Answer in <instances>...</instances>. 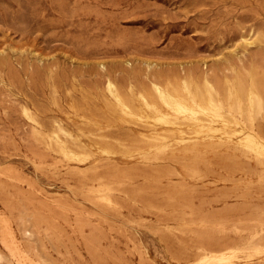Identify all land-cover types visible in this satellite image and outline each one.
Returning <instances> with one entry per match:
<instances>
[{
  "label": "rangeland",
  "instance_id": "obj_1",
  "mask_svg": "<svg viewBox=\"0 0 264 264\" xmlns=\"http://www.w3.org/2000/svg\"><path fill=\"white\" fill-rule=\"evenodd\" d=\"M204 120L264 146V0H0V264H264L261 152L148 149Z\"/></svg>",
  "mask_w": 264,
  "mask_h": 264
},
{
  "label": "bare ground",
  "instance_id": "obj_2",
  "mask_svg": "<svg viewBox=\"0 0 264 264\" xmlns=\"http://www.w3.org/2000/svg\"><path fill=\"white\" fill-rule=\"evenodd\" d=\"M164 121L165 118H161L160 122L162 123ZM170 127L179 135L175 142L171 144L163 142L162 144L160 143L149 146L148 149L155 147L159 148L160 151L161 149L165 150L166 147H170L172 145H182L183 149L186 151L195 153L199 151V147L202 142L218 138L219 140L226 142L245 143L246 145L254 147L257 151L264 155V146L256 142L252 134L245 132L238 122L228 124L222 120H204L202 122L192 121L190 123L183 121L179 123L174 122L170 125Z\"/></svg>",
  "mask_w": 264,
  "mask_h": 264
}]
</instances>
